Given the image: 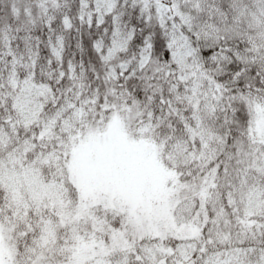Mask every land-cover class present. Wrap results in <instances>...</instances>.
Segmentation results:
<instances>
[{
    "label": "snow or ice",
    "instance_id": "6c2138e0",
    "mask_svg": "<svg viewBox=\"0 0 264 264\" xmlns=\"http://www.w3.org/2000/svg\"><path fill=\"white\" fill-rule=\"evenodd\" d=\"M0 264H264V0H0Z\"/></svg>",
    "mask_w": 264,
    "mask_h": 264
}]
</instances>
